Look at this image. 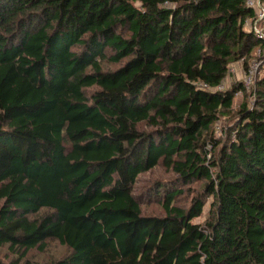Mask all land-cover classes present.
Returning a JSON list of instances; mask_svg holds the SVG:
<instances>
[{
    "label": "trees",
    "instance_id": "trees-1",
    "mask_svg": "<svg viewBox=\"0 0 264 264\" xmlns=\"http://www.w3.org/2000/svg\"><path fill=\"white\" fill-rule=\"evenodd\" d=\"M253 15L245 0H0V264H264ZM254 60L250 90L217 87ZM48 240L66 253L31 260Z\"/></svg>",
    "mask_w": 264,
    "mask_h": 264
},
{
    "label": "rangeland",
    "instance_id": "rangeland-1",
    "mask_svg": "<svg viewBox=\"0 0 264 264\" xmlns=\"http://www.w3.org/2000/svg\"><path fill=\"white\" fill-rule=\"evenodd\" d=\"M234 64H235L236 69L233 72L234 75L230 77L231 81L228 83L229 87L232 84V82L240 81L242 79L243 73L245 71V68L243 67V61H241L239 63H234ZM243 95H244V92L240 93L238 96H236L234 99V104L240 103L243 99ZM154 175H155V173H153L152 175L150 174L151 177H153ZM146 180L147 179H145L143 176L141 177V181H139V183L136 186L137 192L140 191L141 186L143 185V183H145ZM199 184L200 183H198V182H191L188 185L181 186V187H183L182 188L183 193L181 194L180 197H178L176 199L175 203L178 205H181V206L188 204L190 197H191V193H190L191 190L199 187ZM147 196H149V195H147ZM158 200H159V196H158V198L152 199V201L150 203H147L146 205H144L145 210L152 212V213L160 212L159 203H157ZM210 201H211V198H207L202 214L199 217L195 218L194 219L195 221H197V222L203 221V219L207 215L209 205H210ZM66 251H67L66 248L63 245L59 244L57 241L48 240L46 242V245L43 248L31 249L28 253V257L33 261H38L39 263H47L51 260H54V259L61 257L62 255H64L66 253ZM5 257H6V252H5V250L2 249L0 251V258H5Z\"/></svg>",
    "mask_w": 264,
    "mask_h": 264
},
{
    "label": "built area",
    "instance_id": "built-area-1",
    "mask_svg": "<svg viewBox=\"0 0 264 264\" xmlns=\"http://www.w3.org/2000/svg\"><path fill=\"white\" fill-rule=\"evenodd\" d=\"M248 7L252 8L254 15L252 18H247L244 21L245 28L252 31L259 39H264V0H245ZM241 62V61H240ZM239 63V62H237ZM258 67V61L254 60L249 68L244 71L242 81L247 89L250 90V86L253 83L254 76ZM235 64H230L228 72L222 82L217 86L219 89L224 88L231 81L230 77L233 76L235 71ZM205 86V85H203Z\"/></svg>",
    "mask_w": 264,
    "mask_h": 264
}]
</instances>
